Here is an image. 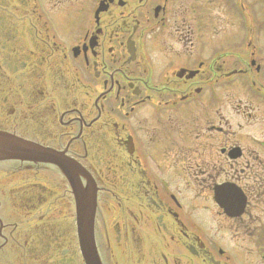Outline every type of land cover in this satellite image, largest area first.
Wrapping results in <instances>:
<instances>
[{"label":"flooded vegetation","instance_id":"obj_1","mask_svg":"<svg viewBox=\"0 0 264 264\" xmlns=\"http://www.w3.org/2000/svg\"><path fill=\"white\" fill-rule=\"evenodd\" d=\"M0 129L74 163L0 161V264H264V0H0Z\"/></svg>","mask_w":264,"mask_h":264},{"label":"water","instance_id":"obj_2","mask_svg":"<svg viewBox=\"0 0 264 264\" xmlns=\"http://www.w3.org/2000/svg\"><path fill=\"white\" fill-rule=\"evenodd\" d=\"M42 155V150L17 136L0 132V159L29 158Z\"/></svg>","mask_w":264,"mask_h":264},{"label":"rangeland","instance_id":"obj_3","mask_svg":"<svg viewBox=\"0 0 264 264\" xmlns=\"http://www.w3.org/2000/svg\"><path fill=\"white\" fill-rule=\"evenodd\" d=\"M249 1H250V0H249ZM243 239H244V238H243ZM243 239L239 238V243H240V244L244 242Z\"/></svg>","mask_w":264,"mask_h":264}]
</instances>
